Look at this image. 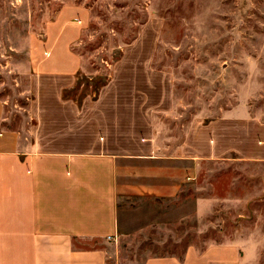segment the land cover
<instances>
[{
  "label": "crops",
  "instance_id": "1",
  "mask_svg": "<svg viewBox=\"0 0 264 264\" xmlns=\"http://www.w3.org/2000/svg\"><path fill=\"white\" fill-rule=\"evenodd\" d=\"M71 36L52 40L31 75V136L3 128L0 100V264H108L120 238L176 220L162 207L182 197L200 162L264 164L257 117L179 128L175 77L154 65L157 42L127 45L98 92L77 98L84 61ZM193 203L203 220L216 200ZM238 240L240 264H258L263 243Z\"/></svg>",
  "mask_w": 264,
  "mask_h": 264
},
{
  "label": "rangeland",
  "instance_id": "2",
  "mask_svg": "<svg viewBox=\"0 0 264 264\" xmlns=\"http://www.w3.org/2000/svg\"><path fill=\"white\" fill-rule=\"evenodd\" d=\"M70 35L84 61L77 98L98 92L127 45L157 42L154 65L175 77L179 128L231 115L264 121V0H0L5 130L31 136V75L52 40ZM207 197L216 203L202 220L193 201ZM162 208L176 220L120 238L108 264H240L231 248L240 238L263 243L264 264V164L200 162Z\"/></svg>",
  "mask_w": 264,
  "mask_h": 264
}]
</instances>
